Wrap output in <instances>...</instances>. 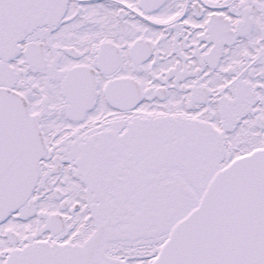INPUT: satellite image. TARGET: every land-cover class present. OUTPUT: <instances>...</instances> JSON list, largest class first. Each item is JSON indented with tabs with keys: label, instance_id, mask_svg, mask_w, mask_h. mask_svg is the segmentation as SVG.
<instances>
[{
	"label": "snow or ice",
	"instance_id": "6c2138e0",
	"mask_svg": "<svg viewBox=\"0 0 264 264\" xmlns=\"http://www.w3.org/2000/svg\"><path fill=\"white\" fill-rule=\"evenodd\" d=\"M0 264H264V0H0Z\"/></svg>",
	"mask_w": 264,
	"mask_h": 264
}]
</instances>
